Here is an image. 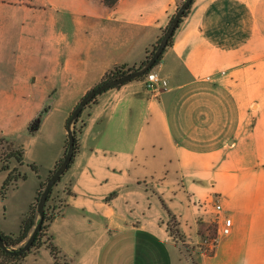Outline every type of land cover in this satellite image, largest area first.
I'll use <instances>...</instances> for the list:
<instances>
[{
  "label": "crops",
  "instance_id": "obj_1",
  "mask_svg": "<svg viewBox=\"0 0 264 264\" xmlns=\"http://www.w3.org/2000/svg\"><path fill=\"white\" fill-rule=\"evenodd\" d=\"M183 1L0 0V140L24 151L23 164L11 157L0 171L2 231L20 232L76 104L114 66L140 64ZM155 70L166 90L136 78L85 110L80 150L56 188L66 205L49 229L61 258L189 264L173 217L197 264H264V0H194ZM14 169L20 180L3 198ZM210 201L229 233L207 254L198 249ZM19 264L56 263L45 245Z\"/></svg>",
  "mask_w": 264,
  "mask_h": 264
},
{
  "label": "trees",
  "instance_id": "obj_2",
  "mask_svg": "<svg viewBox=\"0 0 264 264\" xmlns=\"http://www.w3.org/2000/svg\"><path fill=\"white\" fill-rule=\"evenodd\" d=\"M102 1L107 6L113 7V6H115V4L119 0H102ZM193 1L190 3V5L187 8V10L185 11V13L180 17L179 23H178L174 33L169 37V39L167 41V45H166L164 51L162 52V54L157 59V61L154 64V66L151 67V68H148L144 72V74L142 76H140L139 78H144V76L146 75V73L148 71H150L151 69L155 68L157 65L162 63L164 52H165L166 48H168L169 46H171L173 44L175 32H176L177 28L179 27V25L181 24L183 18L185 16H187V14L189 13ZM178 9H179V7H178ZM174 15L170 18L169 23L163 29L161 36L157 39V41L150 48L147 49L146 56H145L144 60L140 64H138V65H130V66L123 64V65L114 66L111 70H109L103 76L102 80L98 84H96L93 88L99 86L103 82H107L109 80L121 77V76H123V75H125V74H127L129 72L145 68L147 66V64L149 63V61L151 60V58L154 55V53L156 52V50L158 49L159 45L164 40L165 34L167 32V29H168V27H169ZM117 87H119V86H117ZM93 88H91L80 99V101L83 98H85ZM99 95L100 94H97V95L91 97L88 100L86 106L79 113V115L77 117H74L73 113H74L75 109L77 108V106L79 105V103H80V101H79L76 104V106L73 108V110L71 111V113L69 114V116H68V118L66 120V128H67V130L68 129L71 130L72 135H73V139H74V141H73L74 155H73L72 162L69 165V168L71 167V165H72V163L74 161V157L77 155V153L80 150V135L83 132V129L87 125V120H86V118L84 116V112H85V110L88 107H90L92 104L97 102ZM46 110H47V107L43 110V113ZM39 124H40V118L38 120H36V121H33L29 125V131L31 133L35 132L39 128ZM0 145H1V140H0ZM69 146H70V141H69V137H68V134H67V139H66V143H65L64 153H63L62 157L59 158V160L56 162L55 166L50 170L48 177L45 180L41 181L40 186H39V188L37 190V194L35 196V200L32 203L29 212L27 213V215L25 216V218L22 221L20 232L18 234H7L4 231H2L1 228H0V239L5 244V246L7 247V249H3V248L0 247V250L2 251V253L4 255H6L7 257H10L12 260H16V261H18L20 263L30 253H32L34 251H39L43 246L46 245L51 250V253L53 254V256L55 258V263L59 264V262H58V260H59L58 259L59 249L55 245L53 236H52V234H50L49 229H50L51 223L59 216V214L63 210L64 206L66 205V199L65 198L59 199V201H60V203L62 205V207L59 210H57V209L60 206L57 203H55V202L51 203V201H56V195H55V193H57L56 192V188L61 183L65 173L51 187V189H50V191H49V193L47 195V198L45 200L44 207H43V214H42L41 221H40L41 222L40 223V227H39V229H38V231H37V233H36V235L34 237V241H33L32 246L28 250H26L24 252H19L18 250L27 241V239L31 235V232L33 231V229L35 228V226L39 222L38 204H39L40 198H41V196H42V194L44 192V189H45V187L47 185L48 180L62 166V164H63V162H64V160H65V158L67 156ZM11 157L15 158L20 164H23L24 163V151H23V149L11 150V152L9 154V159ZM30 166L37 174H39V168H38V166L36 164L32 163V164H30ZM8 168L9 167H8L7 163L0 165V171L4 170V169H8ZM16 174H17V177L20 176V173H16ZM16 174H15V169L12 170L10 172V174L8 175L4 185L2 186L1 196L3 198L6 197V190H5L6 185H8L9 182L12 179L16 178ZM22 177L26 178V174H23ZM65 191L69 195L72 194L70 188H66ZM58 196H59V194L57 193V197ZM168 228L171 231L170 224H168ZM177 231L179 232V230H177ZM11 249H13V250H11Z\"/></svg>",
  "mask_w": 264,
  "mask_h": 264
},
{
  "label": "water",
  "instance_id": "obj_3",
  "mask_svg": "<svg viewBox=\"0 0 264 264\" xmlns=\"http://www.w3.org/2000/svg\"><path fill=\"white\" fill-rule=\"evenodd\" d=\"M193 0H184L181 5L179 6V9L176 11L168 29L167 32L165 34L164 40L162 41V43L159 45L158 49L156 50V52L154 53V55L152 56L151 60L149 61V63L147 64V66L145 68L142 69H138L132 72H129L121 77L109 80L107 82H103L102 84H100L99 86L93 88L89 94L83 98L79 105L77 106V108L75 109L73 116L77 117L79 115V113L82 111V109L86 106L88 100L97 95V94H101L102 92L123 85L131 80H134L136 78H139L140 76H142L144 74V72L148 69L154 66V64L156 63L157 59L159 58V56L162 54V52L164 51L166 45H167V41L169 39V37L174 33L178 23H179V19L180 17L185 13V11L187 10V8L189 7L190 3ZM68 137H69V141H70V146L68 149V153L67 156L62 164V166L51 176V178L48 180L47 185L44 189V192L40 198L39 204H38V213H39V222L38 224L35 226V228L33 229L31 235L29 236V238L27 239V241L21 246V248L18 250L19 252H24L26 250H28L34 241V237L40 227V221H41V217L43 214V207H44V203L45 200L47 198V195L51 189V187L57 182V180L68 170L69 165L72 162L73 159V155H74V148H73V135L71 130L68 129ZM0 247L3 249H7V247L5 246V244L1 241L0 239Z\"/></svg>",
  "mask_w": 264,
  "mask_h": 264
},
{
  "label": "rangeland",
  "instance_id": "obj_4",
  "mask_svg": "<svg viewBox=\"0 0 264 264\" xmlns=\"http://www.w3.org/2000/svg\"><path fill=\"white\" fill-rule=\"evenodd\" d=\"M15 149L18 150L17 148L13 147V145L11 143H8V142H5L4 140H1L0 165L7 163V161L9 160V154H10L11 150H15ZM169 224H170V228H171V231L169 230L170 234L173 236L174 239L177 240V243L180 245V247L183 251L184 257L186 259L185 261H187L189 264H197L191 258V256L194 254L192 250H193V248L196 249V245L195 244L192 245L189 242H187L185 236L177 231L178 230L177 223L173 219V217L170 218ZM200 233H201V239H199L200 240V243H199L200 246H199L198 251L203 252V253H207V254H212L214 249L211 251L205 252V248L214 239H217V238L219 239V237H221V236H219V225L213 221L212 223H209L206 226H204L203 228H201ZM218 239H217V241H218ZM11 250H13V249H11ZM0 264H19V262L16 260H12L10 257H7L0 250Z\"/></svg>",
  "mask_w": 264,
  "mask_h": 264
},
{
  "label": "built area",
  "instance_id": "obj_5",
  "mask_svg": "<svg viewBox=\"0 0 264 264\" xmlns=\"http://www.w3.org/2000/svg\"><path fill=\"white\" fill-rule=\"evenodd\" d=\"M143 81L145 82V85L149 90L155 92H161L163 90H166L169 85L167 78L159 74L155 70V68L151 69L146 73V75L143 78ZM19 180L20 177L16 176V178L12 179L10 183L12 185H16ZM58 194L59 196L57 197V193H55L56 201H51V203L55 202L60 206L57 210H59L62 207L59 199L61 198L63 199L62 194L61 193ZM209 205L212 206L213 208L212 212L215 215L214 222L219 225V236L227 235L229 233V217L222 214L223 213L222 205L220 203L217 202L214 203L212 201L203 203V206H209ZM217 239H214L209 245L206 246L205 252L214 249ZM58 259H59L58 260L59 264H70L65 258H61L59 253H58Z\"/></svg>",
  "mask_w": 264,
  "mask_h": 264
}]
</instances>
